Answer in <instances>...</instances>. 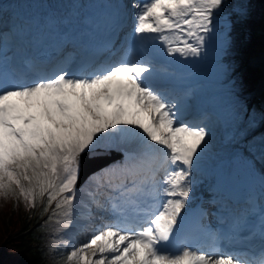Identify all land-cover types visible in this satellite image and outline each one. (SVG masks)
Segmentation results:
<instances>
[{
    "label": "snow or ice",
    "instance_id": "6c2138e0",
    "mask_svg": "<svg viewBox=\"0 0 264 264\" xmlns=\"http://www.w3.org/2000/svg\"><path fill=\"white\" fill-rule=\"evenodd\" d=\"M84 7L47 0L22 14L0 2V198L39 208L57 233L79 217L85 241L54 239L51 264H264V194L233 205L216 185L214 208L189 212L213 145L207 112L186 119L211 59L239 131L264 126V0ZM116 16L132 21L122 37ZM45 38L62 43L41 53ZM244 139L245 163L257 152L264 163V134Z\"/></svg>",
    "mask_w": 264,
    "mask_h": 264
},
{
    "label": "trees",
    "instance_id": "16d2710c",
    "mask_svg": "<svg viewBox=\"0 0 264 264\" xmlns=\"http://www.w3.org/2000/svg\"><path fill=\"white\" fill-rule=\"evenodd\" d=\"M42 217L37 209L0 208V264H51Z\"/></svg>",
    "mask_w": 264,
    "mask_h": 264
},
{
    "label": "bare ground",
    "instance_id": "6f19581e",
    "mask_svg": "<svg viewBox=\"0 0 264 264\" xmlns=\"http://www.w3.org/2000/svg\"><path fill=\"white\" fill-rule=\"evenodd\" d=\"M26 0H17L18 3V7L19 10L21 11L22 14H24V11L30 10L31 12H36L39 11L42 7L46 6V2L47 0H45L43 3H40V5L38 6H32L31 4L26 5L25 4ZM85 1V0H84ZM211 101L216 100V97H213L210 99ZM226 107H221L222 112L225 115H228V112H226ZM235 109V106L233 105V110ZM232 110V111H233ZM226 123H227V119H226ZM221 127V126H219ZM242 127V126H241ZM229 128H231V126L227 123H223L222 124V129L223 132H227V130H229ZM247 131V135L245 136V138L250 141L252 140L253 136H255L256 140H259V137L261 134H264V126H257L254 129H250V130H245ZM242 133V132H241ZM233 135H235V133H232V135L230 134V137H232ZM239 138H241L239 136ZM215 147H213L212 149V154H211V161L214 160L215 158H222L225 156V151H226V147L228 146V144L230 143V139L228 141H223L222 140V135L219 136V138L215 137ZM235 145H238L240 147H243L245 149L246 152V157L248 156V148H247V144L245 139L241 142H235L233 143ZM259 153H256V160L253 164V167L257 170H259ZM79 187H83V184ZM78 187V188H79ZM79 219V217H77L76 221L74 222V224L67 230L63 231V232H55V228L56 225L54 226V230L51 232V234L53 235L55 240L58 239H67V240H74L75 241V245L74 246H79L80 243L85 241V235L83 234V231L81 230L80 225L82 224V222L80 223L79 221H77ZM90 231V230H89Z\"/></svg>",
    "mask_w": 264,
    "mask_h": 264
},
{
    "label": "rangeland",
    "instance_id": "374dc122",
    "mask_svg": "<svg viewBox=\"0 0 264 264\" xmlns=\"http://www.w3.org/2000/svg\"><path fill=\"white\" fill-rule=\"evenodd\" d=\"M32 1L34 3H37V4L43 2V0H31V2ZM257 55H259V52H257ZM208 63H209V60L206 61V64L204 65L203 68H206V70L209 71V73H207L209 75V78L214 79L215 81L218 82L217 89H218L219 92H223V94L220 96V98H222V101H224V102H228V98H229L231 104H233V102H232V100L230 98V95H229L228 86H227L226 82H223V81H221V80H219L217 78V75H215V73L213 72V69H215V67L214 66H209ZM247 65H245L246 67L244 66V68L242 67V70L245 71L246 73L249 72V66H247ZM255 65L257 66V70L260 72V65H258V64H255ZM257 98H258V94H257ZM229 105H230V103H229ZM234 112L235 111H232V116H233ZM232 120H233V118H232ZM211 131L214 132V129L212 128ZM219 135H220V132L217 131L216 134L214 136H212V145H213V147H215V143H216L215 140H214V137H218ZM0 202H1L0 203V208H7V206H9V205L10 206L12 205V207L14 208L13 202L10 201V200L9 201H5L4 199L0 198ZM54 226H55V224H53V223H49V224L46 225V228L48 230L46 244L48 246H52V244L54 242V237L51 234V232L54 230ZM58 241H62V240H58ZM69 241L71 242L69 245H72L73 241L72 240H69ZM59 247H61L63 250H65V247H64V245L62 243L59 244ZM70 249L71 248L68 247L67 250H70Z\"/></svg>",
    "mask_w": 264,
    "mask_h": 264
},
{
    "label": "water",
    "instance_id": "95a60500",
    "mask_svg": "<svg viewBox=\"0 0 264 264\" xmlns=\"http://www.w3.org/2000/svg\"><path fill=\"white\" fill-rule=\"evenodd\" d=\"M239 152H240L239 150H236V151L232 152V153L230 154V157L234 156L236 153H239ZM92 171H93V169H92V170H89V173L92 172ZM84 178H85V176H84V174H83V172H82V174H81V182H80V184L83 182Z\"/></svg>",
    "mask_w": 264,
    "mask_h": 264
}]
</instances>
